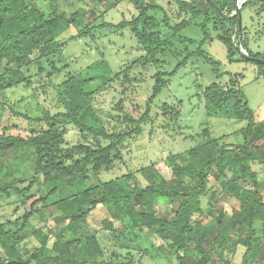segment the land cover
<instances>
[{"label": "trees", "instance_id": "obj_1", "mask_svg": "<svg viewBox=\"0 0 264 264\" xmlns=\"http://www.w3.org/2000/svg\"><path fill=\"white\" fill-rule=\"evenodd\" d=\"M51 1L53 5L46 10L40 8L37 0H0V94L9 95L8 90L23 86L36 96L40 87L35 92L34 80H43L55 87L60 102L57 112L43 110V116L32 117L17 111V99L9 95L6 100L14 116L29 120L33 126L26 135L8 134L0 128V196L15 193L17 199L12 204L16 210L23 209L14 220H4L0 214V247L5 254L0 257V264H132L131 259L123 263L105 261L106 253L98 237L86 231L88 217L99 206H112V216L128 219L133 231L160 237L166 242L162 252L172 264H216L206 249L216 244L222 257L235 254L242 246L245 250L241 264H264V242L258 235L259 224H264V201L259 197L264 171L253 166L260 161L262 149L255 142L264 137V124L257 127L255 113L241 91L234 83L225 90L214 84L206 89L205 98L210 114L227 115L231 107L234 118L248 122L243 130V144L230 145L221 138L208 137L187 152L171 157V180L159 172L160 163L154 162L138 171L142 185L134 173L103 181L100 173L121 157L124 142L141 133L142 124L148 121L150 104L164 82L158 74L147 110L133 120L134 128L110 132L92 104L93 92L87 88V79L81 74H69L59 85L54 80L55 75H60L57 62L67 42L89 32L94 21L68 40L59 37L70 27L82 25V15L93 10L83 0H71L69 3L75 4L70 7L64 5L69 0ZM175 1L180 12L190 13L192 18L176 24L174 36L192 20L204 16V29L212 22L221 30L219 37L231 52L237 49L232 41L234 33L243 43L244 28L240 30L238 16L232 15L237 0ZM249 3L264 7L263 0H247L242 9ZM152 7L147 5L131 21L106 24L136 29ZM248 53L244 56L258 63L264 73V63L260 61L264 60V53ZM33 65L37 66V73L30 76L28 69ZM120 75L116 73L113 79ZM0 108H4L3 103ZM64 124L107 143L63 147ZM212 176L215 185L210 181ZM25 181L27 185L22 186ZM158 198L168 199L171 210H158ZM204 198L208 199L206 208ZM227 198H235L240 208L230 212L225 209ZM217 203L223 207L216 213L212 209ZM48 214L52 225H32V218ZM227 216L230 222H226ZM68 231L72 238L66 237ZM116 231H122V227ZM31 236L37 244L28 250L24 242Z\"/></svg>", "mask_w": 264, "mask_h": 264}, {"label": "rangeland", "instance_id": "obj_2", "mask_svg": "<svg viewBox=\"0 0 264 264\" xmlns=\"http://www.w3.org/2000/svg\"><path fill=\"white\" fill-rule=\"evenodd\" d=\"M73 1L71 4V0L67 3L65 1L64 5L70 7ZM83 1L93 12L84 13L82 16L85 22L70 27L59 38L68 40L78 34V29L94 21L93 28L82 37L67 42L61 60L57 62L61 71L60 75L54 76L56 85L62 83L69 74H81L88 81V90L93 92L92 104L105 127L110 132H128L135 126L133 120L139 119L146 112L158 74H161L164 82L150 104L148 121L142 124L141 133L124 142L121 157L100 173L101 180L134 173L142 185V176L138 171L154 162L160 163L159 172L171 180V166L174 163L171 157L187 152L208 137L221 138L230 145L243 144V130L248 123L246 120L234 118L231 107L227 115L210 114L207 110L206 89L214 84L225 90L234 83L254 111L257 127L263 126L264 130V73L261 66L247 59L236 48L231 52L219 37L221 30L215 28L212 22L206 24L204 29V16L192 20V24L183 27L174 36L175 25L192 18L190 13L180 12L175 0ZM37 3L46 10L53 5L51 0H37ZM147 5L153 7L148 9L145 21L136 29L130 26L118 29L106 24L115 26L123 21H131ZM241 21L244 28L243 46L250 52L264 53V7L255 3L247 4L241 9ZM118 72L121 75L113 79ZM36 73V65L28 69V75ZM44 83L43 80H34L35 92L40 87L36 96L31 89L23 86L8 90L11 91L9 98L18 100L17 111L32 117L43 116V110L57 112L60 107L57 90L52 84ZM9 95L7 92L0 94V105L4 104V108H0V128L8 134L26 135L33 124L13 115L6 103ZM62 130L63 147L79 143L93 146L107 143L102 138L82 134L70 124H64ZM255 144L262 150L260 161L253 166L257 171H264V137ZM131 181L136 182V179ZM210 181L214 185L217 183L214 176ZM25 185L27 181L22 182V186ZM259 197L264 201V183L260 185ZM16 199L15 193L0 196L1 218L14 220L22 213V208L16 210L17 206L12 204ZM207 201V198L203 199L205 208ZM226 202L224 208L229 212L240 208L235 198H227ZM222 205L217 203L212 211L219 212ZM171 208L168 199H157L158 210L170 211ZM112 213V206H99L90 214L87 222L86 231L98 237L106 253L105 261L123 263L131 259L132 264H172L161 249L166 247L165 241L158 236L149 237L144 232L133 231L128 219L114 218ZM49 216H35L31 219L32 225H52ZM225 220L230 222L231 219L227 216ZM121 227L122 231H116ZM233 233H237L235 229ZM258 235L264 242V224H259ZM66 237L72 238L73 234L68 231ZM54 241L55 238L50 241L49 247H52ZM24 243H27L28 250L37 244L32 236ZM206 249L216 264H241L245 250L239 246L235 254L222 257L219 245ZM25 253H28L27 250ZM0 257H5L1 247Z\"/></svg>", "mask_w": 264, "mask_h": 264}, {"label": "built area", "instance_id": "obj_3", "mask_svg": "<svg viewBox=\"0 0 264 264\" xmlns=\"http://www.w3.org/2000/svg\"><path fill=\"white\" fill-rule=\"evenodd\" d=\"M246 1L247 0H237L236 9L233 11L232 14H235L237 12V8L242 9ZM232 41L242 55H249L248 50L243 46L241 38L237 35V33H234L232 35Z\"/></svg>", "mask_w": 264, "mask_h": 264}, {"label": "water", "instance_id": "obj_4", "mask_svg": "<svg viewBox=\"0 0 264 264\" xmlns=\"http://www.w3.org/2000/svg\"><path fill=\"white\" fill-rule=\"evenodd\" d=\"M264 1V0H263ZM234 16H238L239 18V24H240V30L242 31V21H241V9L237 8V12L233 14ZM261 62L264 63V60H260Z\"/></svg>", "mask_w": 264, "mask_h": 264}]
</instances>
